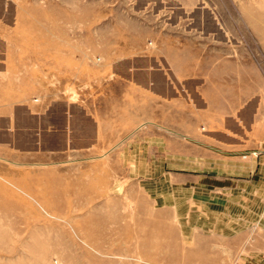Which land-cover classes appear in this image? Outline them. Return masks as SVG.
Returning <instances> with one entry per match:
<instances>
[{
    "label": "crops",
    "instance_id": "crops-1",
    "mask_svg": "<svg viewBox=\"0 0 264 264\" xmlns=\"http://www.w3.org/2000/svg\"><path fill=\"white\" fill-rule=\"evenodd\" d=\"M81 1L0 0V149L55 159L120 146L123 163H145L123 172L137 185L103 197L136 245L129 258L264 264V158H243L264 141V77L241 4L100 12L91 3L83 31ZM101 17L115 20L98 27ZM83 50L105 51L104 72L91 61L90 78L74 80ZM78 80L95 89L71 100Z\"/></svg>",
    "mask_w": 264,
    "mask_h": 264
},
{
    "label": "rangeland",
    "instance_id": "rangeland-1",
    "mask_svg": "<svg viewBox=\"0 0 264 264\" xmlns=\"http://www.w3.org/2000/svg\"><path fill=\"white\" fill-rule=\"evenodd\" d=\"M226 1H231L232 8L240 3L242 13L249 16L258 29V68L264 77V50L261 49L264 45V0ZM91 3L100 12L136 7L148 11L168 6L182 8L171 0H82L83 16ZM199 4L186 3L184 6L194 11ZM226 8L230 9L229 5ZM113 20L101 17L98 27ZM173 20L175 18L167 24ZM227 20L228 25H239L233 19ZM150 21V24H158L159 19ZM241 21V25H245L244 18ZM89 24V18L84 16L83 31ZM186 24L200 23L190 21ZM85 35L83 42L88 44ZM234 36L238 42H246L243 35ZM82 54L80 74L74 75V80L78 75L90 78L89 64L92 62L97 63L98 74L104 72L101 64L105 62V51L98 50L97 55L90 56V50H83ZM76 82V86L68 83L66 88L71 100H79V91L95 89L89 80ZM186 146L180 145L179 149ZM14 148L0 149V264H138L136 257L127 256L129 252L136 254L134 241H128L129 234L125 233L128 227L113 224L121 220L111 217L103 197L110 196L113 188L122 184L137 185L134 183L137 179H128L123 172L141 169L145 163L135 160L123 163L121 156L114 154L120 146L114 147L109 154L104 149L103 154L55 159L44 154H24ZM180 164H184L183 161L179 162V167Z\"/></svg>",
    "mask_w": 264,
    "mask_h": 264
},
{
    "label": "built area",
    "instance_id": "built-area-1",
    "mask_svg": "<svg viewBox=\"0 0 264 264\" xmlns=\"http://www.w3.org/2000/svg\"><path fill=\"white\" fill-rule=\"evenodd\" d=\"M249 157L264 158V141L260 143L258 147L251 149L250 151H247L243 154L244 159H247Z\"/></svg>",
    "mask_w": 264,
    "mask_h": 264
}]
</instances>
